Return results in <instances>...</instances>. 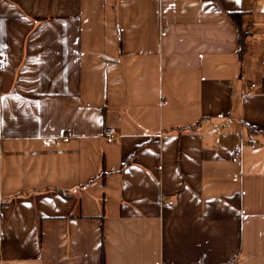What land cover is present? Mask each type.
Wrapping results in <instances>:
<instances>
[{
	"label": "crops",
	"instance_id": "obj_1",
	"mask_svg": "<svg viewBox=\"0 0 264 264\" xmlns=\"http://www.w3.org/2000/svg\"><path fill=\"white\" fill-rule=\"evenodd\" d=\"M263 6L0 0V264H264Z\"/></svg>",
	"mask_w": 264,
	"mask_h": 264
},
{
	"label": "built area",
	"instance_id": "obj_2",
	"mask_svg": "<svg viewBox=\"0 0 264 264\" xmlns=\"http://www.w3.org/2000/svg\"><path fill=\"white\" fill-rule=\"evenodd\" d=\"M5 58H6V54H5V52L0 51V70L5 69V67H6V61H5ZM254 87H255V85H254V84H251L250 87H249L250 91H251ZM241 93H242V94H247L248 92H244V91H242ZM103 137H104V139H105L106 141H108V142H112V141H114V140H116V139L118 138V136H117L115 130H114L113 128H110V127L105 128V130H104V136H103ZM0 139H1V132H0ZM68 139H69V135H67V136L63 139V141H64V142H67ZM249 145L252 146V147L256 146V145H257V141H256V139H254V138H250V140H249ZM240 151H241V147H240V146L237 147V148H235V149H233V150L231 151V161L236 162V161L239 160V156H240L239 154H240Z\"/></svg>",
	"mask_w": 264,
	"mask_h": 264
},
{
	"label": "trees",
	"instance_id": "obj_3",
	"mask_svg": "<svg viewBox=\"0 0 264 264\" xmlns=\"http://www.w3.org/2000/svg\"><path fill=\"white\" fill-rule=\"evenodd\" d=\"M230 16L233 17V19L236 21L234 22L237 25V30H238V58L239 60H242L243 55H244V51H245V37L248 35V33L243 32L241 30V25L243 24V22L241 21V16L237 15V14H230ZM198 125H195V127L192 128H196ZM124 166V165H123ZM93 179H91L90 181H92ZM89 181V182H90ZM101 264H103V259L101 260Z\"/></svg>",
	"mask_w": 264,
	"mask_h": 264
},
{
	"label": "rangeland",
	"instance_id": "obj_4",
	"mask_svg": "<svg viewBox=\"0 0 264 264\" xmlns=\"http://www.w3.org/2000/svg\"><path fill=\"white\" fill-rule=\"evenodd\" d=\"M263 8H264V6H263Z\"/></svg>",
	"mask_w": 264,
	"mask_h": 264
}]
</instances>
